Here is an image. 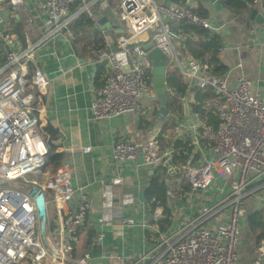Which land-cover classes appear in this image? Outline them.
Here are the masks:
<instances>
[{"label": "built area", "instance_id": "2783aa9c", "mask_svg": "<svg viewBox=\"0 0 264 264\" xmlns=\"http://www.w3.org/2000/svg\"><path fill=\"white\" fill-rule=\"evenodd\" d=\"M26 0H0V41L6 46L12 39L4 27V5L10 2L15 12H25ZM44 10V36L29 44L21 54L7 53V63L0 68V264H87L90 257L73 261L72 253L79 239L90 203L81 194L78 209L63 217L72 200V171L67 165L58 168L43 187L39 178L28 177L50 167L55 155L54 134L45 124L43 97L50 80L40 70L32 72L37 48L53 36L69 31L81 15L96 21L94 12L112 10L125 34L118 35L114 48L93 52L82 64L106 63L108 72L103 85L94 90L91 113L95 120L124 115L138 117L142 99L153 95L149 83L152 62L144 46L153 42L169 58L189 88L212 89L215 97L206 102L218 117V127L202 124L199 131L191 127L196 145L210 143L209 158L200 166L187 165L185 175L194 192H213L215 201L203 206L172 237H163L155 248L135 264H242L239 246L246 219V200L264 182V91L255 90L252 82L240 75L234 83L228 77L212 74L209 63L185 55L186 37L178 30L181 24L221 34L225 25H216L199 15L191 6L165 0H40ZM78 6V10L75 7ZM22 37H29L25 27ZM147 37L143 41V38ZM129 68L125 71V68ZM240 67V66H239ZM168 91L169 97H173ZM174 98V97H173ZM187 98H181V102ZM86 148L85 153H90ZM115 162H132L139 166L168 163L172 152L164 150L157 137L145 141H119L112 147ZM121 179H111L103 191V214L99 222L114 223V186ZM53 193L56 217L48 218L46 234L40 223L32 188ZM217 195V196H216ZM128 193L123 206L132 205ZM47 205V204H46ZM48 213V212H47ZM49 215V214H48ZM161 211L154 214L158 219ZM123 227H133L132 219H124ZM102 238H100V241ZM251 264H264V241L254 250Z\"/></svg>", "mask_w": 264, "mask_h": 264}, {"label": "crops", "instance_id": "0c3cea01", "mask_svg": "<svg viewBox=\"0 0 264 264\" xmlns=\"http://www.w3.org/2000/svg\"><path fill=\"white\" fill-rule=\"evenodd\" d=\"M25 2V12L22 15L15 12L10 2L4 5L3 13H8L6 17L3 16L4 27L12 39L9 46L0 41V68L8 61L7 53H23L29 44L38 43L45 34L41 1ZM226 2L227 0H193L191 6L216 25L226 26L225 31L217 34L222 38L219 59L227 69L222 78L229 75L230 82L234 83L240 75H245L255 90L263 92L264 26L250 21L249 13L247 16L242 15L240 6L233 10ZM254 5H257L260 12H264V0L257 1ZM93 23L91 29L96 30L94 42L104 39L107 49H111L101 25L97 20ZM25 27L30 33L27 38L21 36ZM75 35L74 30L69 29L53 36L37 48L33 63L29 62L32 72L40 70L50 80L43 97L45 124L56 135L55 155L52 156L50 167L32 176L39 178L43 187H46L47 181L59 167L67 165L71 169L74 194L62 212L63 217L78 209L81 194L88 197L90 208L79 228V239L72 253L73 261L89 256L87 264H135L145 253L153 250L163 237H172L185 223L198 215L203 206L215 201L213 192H194L184 170L189 164L200 166L209 158L210 143L202 140L196 145L191 127L196 125L200 131L202 124L209 126L211 123L210 126L213 127L215 123L194 109V101H197V95L202 90L189 88L174 66L170 68L176 71L179 81H174L175 76L168 78L169 83L166 81L168 91L174 93L171 94L174 98L169 97V112L164 120L157 118L160 105L155 92L142 99L143 108L138 117L124 115L95 120L91 113L94 90L103 85L108 67L106 63L83 65L84 61L91 58L89 49L92 43L81 42L83 34ZM118 35L122 34L114 37V44ZM146 39L144 37L143 41ZM180 51L193 58L186 42ZM180 88H184L183 93ZM208 90L215 94L212 89ZM181 98L187 99L182 103ZM201 108L218 121L211 109L209 110L212 112L205 105ZM172 124L174 128L170 127ZM153 137L159 139L164 150L172 152L169 161L173 163L174 170L167 167L168 163L151 167L132 162L118 163L113 159L112 147L115 143L145 141ZM89 147L91 152L85 153V149ZM111 179H121L123 183L114 186L115 219L113 225L105 226L99 219L103 214L104 187ZM155 182L165 186V193L160 196L161 202L155 199L151 190ZM260 186L246 200V217L260 213L264 223V182L257 189ZM128 193L133 195L135 201L132 205L123 206V198ZM141 193L145 194V201L141 199ZM44 194L47 212L53 219L57 210L53 193L46 190ZM158 210L161 211V216L156 219L154 214ZM124 219H132L134 226L123 227ZM242 232L240 247L245 246V249L239 251L241 262L251 264L254 259L255 238L247 218Z\"/></svg>", "mask_w": 264, "mask_h": 264}, {"label": "trees", "instance_id": "16d2710c", "mask_svg": "<svg viewBox=\"0 0 264 264\" xmlns=\"http://www.w3.org/2000/svg\"><path fill=\"white\" fill-rule=\"evenodd\" d=\"M170 1L172 3H177V4L185 3V0H170ZM257 1H261V0H227L226 5L233 10H236L235 7L240 6L241 13H243L242 15L247 16V14L249 13L248 5L255 4ZM197 13L201 16L203 15L199 12ZM77 19H79L78 22L71 28V30H74V33L76 34L75 37L84 34L87 30H90L94 25L93 23L94 21L87 15L79 16ZM178 30L186 37V45L188 52L191 54V56L194 59L209 63L211 72L215 76L223 77L227 73V69L221 64L219 59V49L222 46V38H220L219 35L212 34L209 30L189 26L187 24H181L178 27ZM90 48L91 49H89V51L91 53V57H93V52L102 49H107V43L105 42L104 39H100L92 43V46ZM170 67L168 68L166 74L167 82H168V78L174 76H175L174 81L175 82L179 81L177 79L178 75L176 71H172ZM151 75L152 73L148 75V77H150L149 83L152 81ZM180 91L183 93L184 88L182 90L180 88ZM214 97L215 95H213L211 91L202 90V92L198 93L197 95V99H196L197 101H194V109L197 112L202 113V115L208 116L210 122L215 123V126H213V128H217L219 121H216V118L211 113H207L205 110L201 108L202 105L206 104V101L213 99ZM197 102H199L200 105L199 104L197 105ZM210 124L211 123H209V126ZM170 127L174 128V125L172 124ZM55 137L56 135L54 134V138ZM151 190L152 193H154V195L156 196L155 199L161 202L160 196L165 193V186L163 184H159L155 182L151 186ZM259 215L260 213L257 214L254 213L253 215L251 214L246 217L247 223H249L250 231L255 238V242H254L255 248L262 243L261 240L262 238H264V223L262 222V217Z\"/></svg>", "mask_w": 264, "mask_h": 264}, {"label": "water", "instance_id": "95a60500", "mask_svg": "<svg viewBox=\"0 0 264 264\" xmlns=\"http://www.w3.org/2000/svg\"><path fill=\"white\" fill-rule=\"evenodd\" d=\"M170 6L171 2H167ZM249 20L255 22L256 24L264 26V12H260L257 5H248ZM8 13H2V16H7ZM98 23L101 25L102 29H105L107 40L111 44V48H114V37L117 34H123L125 31L121 29V25L115 13L112 10H106L105 12H94ZM113 28V30H112ZM144 49L149 53V58L152 62V83L155 89L157 100L160 105V110L157 114L158 120L162 121L168 115V88H167V70L170 67L169 58L160 50L155 47L153 42H149L144 46ZM128 71L129 68H125ZM167 167L174 170V165L171 161L168 162ZM172 173V172H171ZM168 183V180L166 181ZM30 196L35 198L36 208L38 213V219L40 223V233L44 237L46 234V228L48 223V213L45 201V194L43 190L38 187H34L30 191ZM141 199L145 201V194H140Z\"/></svg>", "mask_w": 264, "mask_h": 264}, {"label": "rangeland", "instance_id": "374dc122", "mask_svg": "<svg viewBox=\"0 0 264 264\" xmlns=\"http://www.w3.org/2000/svg\"><path fill=\"white\" fill-rule=\"evenodd\" d=\"M78 10V6L77 7H75V12ZM73 11V12H74ZM82 16V15H81ZM75 23H76V21H75ZM72 28V26L70 27V29ZM103 31H105V29H103ZM96 30H92V29H90V30H87L81 37L83 38V40L81 41V42H86V41H88V43L90 44V43H93L95 40H94V37H95V35H96ZM87 37H89V39L87 38ZM93 39V40H92ZM149 74H151V72L149 73ZM34 180H36V176H29L28 177V181L29 182H31V181H34ZM49 208H51V205L49 206ZM48 218H50L49 217V215H48ZM242 241V240H241ZM241 244V243H240ZM241 248V249H240ZM245 249V246H239V251L241 250V251H243Z\"/></svg>", "mask_w": 264, "mask_h": 264}]
</instances>
